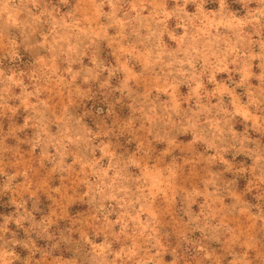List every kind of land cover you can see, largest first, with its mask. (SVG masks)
<instances>
[{
	"label": "rangeland",
	"instance_id": "obj_1",
	"mask_svg": "<svg viewBox=\"0 0 264 264\" xmlns=\"http://www.w3.org/2000/svg\"><path fill=\"white\" fill-rule=\"evenodd\" d=\"M0 264H264V0H0Z\"/></svg>",
	"mask_w": 264,
	"mask_h": 264
}]
</instances>
